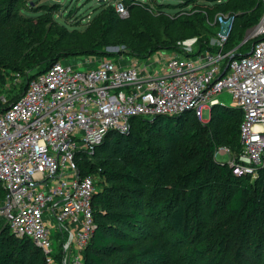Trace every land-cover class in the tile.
<instances>
[{"label": "built area", "instance_id": "obj_1", "mask_svg": "<svg viewBox=\"0 0 264 264\" xmlns=\"http://www.w3.org/2000/svg\"><path fill=\"white\" fill-rule=\"evenodd\" d=\"M114 7L120 18L130 17L123 1ZM218 19L223 32L213 49L194 43L146 59L60 61L0 112V221L16 239L31 240L46 264H84L95 233L96 177L83 176L80 161L92 159L111 131L129 134L133 118L190 109L202 121L206 112L211 120L215 106L236 108L243 114L241 149L231 167L237 176H257L264 165V19L253 32L258 41L241 57L224 51L231 30L227 17ZM224 92L230 106L218 99Z\"/></svg>", "mask_w": 264, "mask_h": 264}, {"label": "trees", "instance_id": "obj_2", "mask_svg": "<svg viewBox=\"0 0 264 264\" xmlns=\"http://www.w3.org/2000/svg\"><path fill=\"white\" fill-rule=\"evenodd\" d=\"M121 1L130 12L136 8L132 0ZM19 3L0 0V74L8 69L22 75L24 69L32 70L28 85L53 64L69 57L114 56L105 50L106 34L116 31L123 21L114 6L104 17L103 32L95 33L88 46L77 45L68 52L44 56L42 51L26 45L32 38L27 33L37 30L41 23L24 17L18 11ZM234 9L244 13L242 30L233 47H229L230 36L224 51L235 50V56L241 57L258 41L240 46L245 31L262 21L264 0H235ZM45 10L49 9L38 12ZM22 24L30 27L27 32L15 28ZM209 39L207 45L196 42L198 50L213 49ZM241 47L243 53L239 52ZM180 49L171 43H155L150 48H135L131 56L146 59L159 50ZM9 106L0 105V112ZM242 119V112L236 108L215 106L209 125L189 112L153 120L133 118L127 135L111 131L92 159L80 161L81 174L96 177L92 201L95 233L84 251V264H179L167 248L169 241L151 234L153 222L160 221L173 233L174 240L190 244L193 256L199 258L193 264H249L248 247L255 253L257 264H264V165L252 180L250 174L236 176L229 164L217 163L213 158L218 142L231 144L229 136L238 139L236 151L240 152ZM229 122L232 125L228 129L225 126ZM210 126L215 130L211 137L207 134ZM169 157L194 160L191 168L178 175L171 190L166 186ZM204 207L208 209L207 224L201 220ZM0 264L46 263L31 240L16 239L0 221Z\"/></svg>", "mask_w": 264, "mask_h": 264}, {"label": "rangeland", "instance_id": "obj_3", "mask_svg": "<svg viewBox=\"0 0 264 264\" xmlns=\"http://www.w3.org/2000/svg\"><path fill=\"white\" fill-rule=\"evenodd\" d=\"M117 1L20 0L17 6L18 11L26 18H33L35 23H41L37 30L33 29L30 34L27 33L32 38L26 45H30L31 49L42 51L44 56L51 53L68 52L72 48H77V45L80 48L88 46L94 39L95 33L103 32L101 27L104 17ZM234 4L235 0H132V6L136 5V8L131 11L129 18L123 19L116 31L106 34L105 38L108 43L105 50L114 56H131V52L135 48H150L155 43L159 45L171 43L180 48H186L198 41H203V44L207 45V39L210 38L209 44L211 45L220 38V34L223 32V24L218 19L221 15L227 17L229 21L231 30V45L229 44V47H233L239 41L237 35L241 32V25L244 21L242 18L244 13L236 11ZM44 8L49 10L38 12ZM255 27L245 31L240 46L246 44L247 41L253 44ZM15 28L27 32L30 27L22 24V26L15 25ZM193 47L197 46L194 44ZM243 47L240 48V53H243ZM82 59L85 58L69 57L66 62L72 63L82 61ZM79 70L85 72V69ZM32 74L33 71L28 69H24L23 75L11 69L2 71L0 74V105H11L14 99L22 95L27 85V79ZM218 99L228 106L232 104V97L227 92L220 94ZM208 118L209 114L206 112L202 122L209 125L210 119ZM231 125L232 123L229 122L225 127L229 129ZM138 127L139 125L135 127V130ZM225 127H222V131ZM214 132V128L210 126L207 134L211 137ZM235 138L234 136L227 137L232 147L226 145L223 140L218 142V148L213 155L217 163H226L231 167V162L240 153L236 151L238 139ZM226 149H230L229 153ZM93 160L99 161L95 158ZM168 161L166 186L171 190L177 183L178 175L191 168L194 160L186 162L176 157H169ZM251 179L255 180L254 177ZM201 220L206 224L209 221L208 209L205 207L202 210ZM153 226L151 234L161 236L163 241H169L167 248L175 262L193 264L199 260L195 255L193 256L194 250L190 244L173 239V233L166 229L163 221L153 222ZM246 256L249 264L258 263V259L250 247L246 251Z\"/></svg>", "mask_w": 264, "mask_h": 264}, {"label": "water", "instance_id": "obj_4", "mask_svg": "<svg viewBox=\"0 0 264 264\" xmlns=\"http://www.w3.org/2000/svg\"><path fill=\"white\" fill-rule=\"evenodd\" d=\"M264 19V18H263ZM250 53L246 54V55H249ZM227 72V70L223 73V75H225V73ZM9 108H11V106H9L8 108H6V110H8ZM191 110H187L186 113H189ZM168 117H171V116H168Z\"/></svg>", "mask_w": 264, "mask_h": 264}]
</instances>
